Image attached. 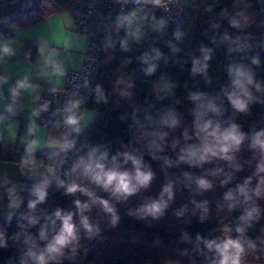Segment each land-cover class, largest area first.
Masks as SVG:
<instances>
[{
    "label": "clouds",
    "instance_id": "9594fccd",
    "mask_svg": "<svg viewBox=\"0 0 264 264\" xmlns=\"http://www.w3.org/2000/svg\"><path fill=\"white\" fill-rule=\"evenodd\" d=\"M121 2L127 3V0H117V3ZM175 2L176 0H136V8L127 13H118L114 28L117 34L121 30L125 32L119 41L121 49L130 51L129 38L136 42L143 38L142 26L134 27L138 20L148 23L151 31L163 34L168 28L167 18L157 17L154 12L139 16L138 13H144L149 5L152 8L165 7V11H168L166 3ZM257 2L260 13L264 14V0H233V10L230 12L226 7L222 8L220 18L227 21L231 28L244 31L256 22L253 10ZM205 11L211 12L212 6ZM261 26H264V21ZM183 35L179 28L173 31L176 40H180ZM245 38L250 40L251 35L247 34ZM222 41L229 43V54L246 53L252 47L250 43H242L240 37L233 38L227 32ZM14 43L12 38L0 40V63H4L6 57L16 55L12 46ZM113 46L114 42L110 40L108 47ZM172 51L175 53L179 49L172 46ZM199 51L202 56L193 58L191 75L200 74L210 84L209 61L214 49L202 45ZM36 52L37 76L50 84L55 79L56 85H59L67 76V68L60 58V49L41 40L36 45ZM28 55L30 58L31 54ZM162 56L163 53L158 48L152 47L150 52L145 51L138 58L142 64L147 65L143 69L145 75L152 76L156 73L158 64L155 61ZM229 59L226 69L228 83L222 85L218 93H188L187 98L193 105L189 113L192 119L190 123H185L180 135L173 136L170 141V134L180 129L182 124L181 115L175 106L161 107L154 114L145 115L143 121L139 120L134 110L133 123L140 127V138L135 142L130 141V146L122 145L114 151L108 143L81 140L93 113L84 107L85 99L78 93L69 95L63 107H57L51 112L53 119L44 127L52 124L58 135H50L43 143L37 136L41 125L36 120L42 113L49 112L51 101L33 107L25 126L22 138L24 152L19 163L21 175L32 181L30 188H27L29 198L26 211L21 209L24 197L20 195L19 186L7 176L3 184H0V187H6L12 183V187H6V223L11 224L14 216H19L18 230L12 235H8L7 228L0 227V249H7L9 240L18 246V261L9 258L7 264H65V261L77 264L78 261L87 259L90 248L83 242L107 239L105 233L117 229L122 220L117 205L127 204L130 198L150 188L155 173L145 156L152 161H162L165 170L179 168L180 165L187 167L181 169L180 176L175 180L166 179L156 196L143 197L142 202L134 209L128 208V217L138 221L151 217L153 221H158L165 216L175 200L174 189L178 182L184 183L189 189L194 185L196 193L203 194L214 190L217 179L219 187L225 189L217 201V208L226 209L229 214L238 210L240 213L235 217L237 222L234 225L226 224L216 236H204L197 232L193 240L187 231H183L179 242L191 247L183 250L176 248L177 258H166L163 264H182L180 258L183 257L187 258L188 264H245L249 250L257 249L247 231L264 218V206L261 204L264 201V126L250 127L245 131L243 125L237 122L236 116H249L252 105H264V99L261 98L264 97V80L257 78L256 73V69L261 66L259 53L250 57L243 56L239 60ZM245 59L250 60V63H245ZM9 79V76H0V99L5 98L3 85L8 84ZM161 81L156 88V99L160 101L174 96L173 89L176 87L163 77ZM115 83L118 87L126 82L121 78ZM84 86L87 87V81ZM132 86L131 83L127 84L128 88ZM40 87L31 82L29 74L17 79L9 88L10 100L4 104L0 125H5L6 121L17 115V104L22 92L28 93L33 102L40 100ZM61 90L58 86L49 88L53 94ZM92 93L96 104L109 102L101 84H97ZM120 95L130 94L122 91ZM6 127L9 132H13V124L9 123ZM0 139L3 137L0 136ZM245 147L251 153V158L241 162L240 154ZM166 149L175 153V159L164 154ZM37 151L41 152L43 159L37 158ZM45 160L48 162L45 163ZM253 162L251 174L237 180L236 174L244 171L245 164L251 166ZM65 164L68 166L65 167ZM206 165L211 167H205ZM53 184L62 197L70 199L71 207L57 206L51 212L38 208L47 203L49 189ZM191 203L199 210L198 219L203 224L210 216L209 201L205 199L197 202L193 199ZM186 210L185 206L174 212V215L179 217ZM102 222L106 223L102 226Z\"/></svg>",
    "mask_w": 264,
    "mask_h": 264
},
{
    "label": "trees",
    "instance_id": "16d2710c",
    "mask_svg": "<svg viewBox=\"0 0 264 264\" xmlns=\"http://www.w3.org/2000/svg\"><path fill=\"white\" fill-rule=\"evenodd\" d=\"M74 1L40 0L31 11L24 8V0L0 1V37L15 27L26 26L58 10L67 9L71 13ZM232 4L233 0H199L194 13L185 23L180 27H175L168 21V28L163 34L151 31L148 23L138 20L134 27L142 26L144 36L139 42L129 38L130 51L127 52L121 49L119 43L125 32L121 30L117 34L114 20L118 13H127L137 5L130 4L118 11L114 15L111 29L105 40L104 51L89 82L84 106L95 112V118L85 129L81 140L87 139L91 143H108L113 151L121 148L122 145L130 146V141L135 142L140 138V127L133 123L134 110L139 120L143 121L145 115L154 114L161 107L168 106L177 108L182 121L181 128L170 134L168 139L170 141L173 136H179L185 123H190L192 119L189 113L193 105L187 98L188 93L191 91H205L211 95L218 93L220 87L228 83L226 69L230 63L229 57L239 60L243 56L250 57L259 53L261 66L256 69V73L257 78L264 80V26H261L264 14L260 13V6L257 2L253 10L255 24L244 31L236 30L231 28L227 21L222 20L219 15L220 10L225 7L231 12ZM209 6H212V11H205ZM151 12H154L157 17L165 18L158 8H152L150 5L144 13H138V16ZM177 28L184 33L180 40L173 37V31ZM225 32L233 38L240 37L242 43H250L251 49L246 53L233 52L229 54L227 51L229 43L222 41ZM247 34L251 35L250 40L245 38ZM110 40L114 42L113 47H108ZM202 45L214 49L212 59L209 61L210 84L206 83L200 74L191 75L192 60L202 56L199 51ZM172 46L178 48L179 51L174 53ZM152 47L158 48L163 56L160 60L155 61L158 64L156 73L147 76L143 71L147 65L142 64L138 58L145 51L150 52ZM244 62L250 63V60L245 59ZM161 77L176 85L173 89L175 95L162 101L156 99V88L158 83H162ZM121 78L126 83L117 87L115 82ZM128 83L133 86L128 88ZM97 84L104 87L108 95L109 102L107 104L94 102L92 89ZM122 91H126L130 95L121 96L120 92ZM261 98L264 99V97ZM177 101L179 103H176ZM236 120L243 125L245 131H248L250 127L264 126V105H252L251 115L237 114ZM77 146L79 147V142ZM23 152L24 148L19 146L0 144V159L14 162L18 166ZM164 154L175 159V153L171 149H166ZM240 155L241 162L251 158V153L247 151L246 147ZM36 156L43 159L41 152H37ZM70 156L71 153H69ZM145 160L151 164L155 173V179L150 188L130 198L127 204L117 205L122 216L119 227L107 231L105 233L107 239L103 241H84L85 246L90 248V252L87 259L78 261L77 264H163L166 258H177L176 248L183 250L191 247V245L179 242L183 231H187L194 240L197 232L204 236H216L220 234L219 230H222L226 224L234 225L237 222L235 217L240 214L239 210L229 214L226 209L217 208V201L220 200L221 194L225 190L219 187V179L215 181L216 186L213 191L203 194H197L194 185L189 189L184 183L178 182L174 189L175 200L170 204L165 216L158 221H153L151 217L145 221L128 217L126 215L128 208L134 209L142 202L143 197L156 196L166 179L175 180L180 176L181 169L187 167L180 165L179 168L172 167L165 170L162 167V161H152L147 156H145ZM47 162L45 160V163ZM254 163L251 166L245 164L244 171L236 174L237 180H242L245 176L250 175ZM67 166L65 164V167ZM205 167L211 166L206 165ZM20 195L24 197V204L21 208L26 211L28 191H20ZM193 199L197 202H202L205 199L209 201L210 216L203 224L198 219L199 210H196L191 203ZM261 204L264 206L262 202ZM57 206L69 208L71 201L62 197L53 184L49 189L47 203L39 205L38 208L51 212ZM185 206L187 210L181 216L174 215V212L180 211ZM18 219L19 216L14 217L11 224H7L0 206V227L7 228L9 236L18 230ZM104 223L106 222H102V226ZM262 228H264V218L247 231V235L256 243L257 249L249 250L245 264H264V231ZM213 229H217V231L213 232ZM8 245L7 249H0V264H7L9 258H15L17 261L19 259V253L16 250L18 246L13 245L11 240L8 241ZM180 259L182 264H188L186 257ZM65 264L68 262L65 261Z\"/></svg>",
    "mask_w": 264,
    "mask_h": 264
},
{
    "label": "crops",
    "instance_id": "0c3cea01",
    "mask_svg": "<svg viewBox=\"0 0 264 264\" xmlns=\"http://www.w3.org/2000/svg\"><path fill=\"white\" fill-rule=\"evenodd\" d=\"M4 38L15 40L12 46L16 55L10 58L6 57L5 62L0 63L1 76L10 77L9 83L3 85L5 98L0 99V114H4V104L10 100L9 88L23 75L29 74L31 82L41 86L38 90L39 95L43 84H50L46 79H41L37 76L38 69L35 66V62L37 60L36 45L39 41H47L50 45L60 49V58L63 60L67 72L77 70L82 66L86 38L75 29L73 18L67 9L58 10L26 26L15 27L8 34L2 35L0 40ZM29 53L31 54L30 58ZM64 80L65 78L59 85L63 84ZM51 84L56 85L55 79ZM37 102H33L32 97L28 93H21L17 104V115L10 121H6L5 125H0V136L3 137V139H0V144L24 148L22 138L26 131L25 126L31 109L37 106ZM89 111L93 113L92 122L95 118V112ZM9 123L14 125L13 132H9L6 127ZM50 135L55 136L58 133L54 128H47L41 125V130L37 133L41 143L48 139ZM11 163L16 164L14 162Z\"/></svg>",
    "mask_w": 264,
    "mask_h": 264
},
{
    "label": "built area",
    "instance_id": "2783aa9c",
    "mask_svg": "<svg viewBox=\"0 0 264 264\" xmlns=\"http://www.w3.org/2000/svg\"><path fill=\"white\" fill-rule=\"evenodd\" d=\"M4 1V0H0ZM40 0H24V8L29 11L33 10ZM199 0H176L175 3H166L169 9L159 7V11L175 27H180L194 13ZM137 5L136 0H127V3H117V0H75L72 7L71 16L73 18L75 29L83 34L86 38L85 49L83 52L82 66L77 70H70L63 84L52 85L43 84L37 105L45 101H51L49 112L42 113L37 118L36 123L44 126L51 117V112L57 107H63L64 101L72 93H78L86 97L89 82L97 67L99 59L104 51V44L107 35L111 29L114 15L126 8L128 5ZM177 5H180L179 7ZM8 34V33H7ZM1 76V74H0ZM87 81V87L85 82ZM52 86H58L62 89L57 94L49 91ZM85 107V106H84ZM55 119H58L55 118ZM47 128H53L52 124H47Z\"/></svg>",
    "mask_w": 264,
    "mask_h": 264
},
{
    "label": "rangeland",
    "instance_id": "374dc122",
    "mask_svg": "<svg viewBox=\"0 0 264 264\" xmlns=\"http://www.w3.org/2000/svg\"><path fill=\"white\" fill-rule=\"evenodd\" d=\"M5 176H7L12 181V183L17 184L21 191H27V188H30L32 183V181L21 175V170L17 164H12L10 161L0 159V184H3ZM12 183L7 184L6 187H12ZM6 187H0V206L2 209V215L5 217L8 211ZM262 203L264 204V201H262ZM14 217H18V215Z\"/></svg>",
    "mask_w": 264,
    "mask_h": 264
}]
</instances>
